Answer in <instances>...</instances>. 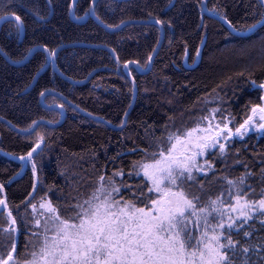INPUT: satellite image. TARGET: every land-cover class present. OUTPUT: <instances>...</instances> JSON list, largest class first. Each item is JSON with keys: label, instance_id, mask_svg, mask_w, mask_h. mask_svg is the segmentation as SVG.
I'll return each mask as SVG.
<instances>
[{"label": "trees", "instance_id": "obj_1", "mask_svg": "<svg viewBox=\"0 0 264 264\" xmlns=\"http://www.w3.org/2000/svg\"><path fill=\"white\" fill-rule=\"evenodd\" d=\"M72 1L0 0V18L19 16L23 24L21 31L9 19L0 28V200L15 221L0 212V264L32 260L44 218L31 212V204L40 198L72 223L78 221L69 219L79 211L74 205L87 200L95 186L118 188L116 199L147 206L155 197L146 179L133 172L136 163L169 152L170 135L181 137L211 118L218 124L228 119L231 139L223 151L202 147L186 156L192 179L183 172L176 188L193 201L187 212L192 243L202 239L207 258L204 245L214 246L211 237L230 233L239 242L236 254L229 253L233 264H264V214L256 206L264 200V129L242 138L234 134L249 118L264 116L259 111L264 107V24L239 37L203 15L202 0H96L92 10L104 28L90 16L94 0H78L74 18ZM205 5L240 32L264 18V0H207ZM127 22L132 23L112 31ZM160 27L162 43L148 69ZM77 42L107 49L59 52L55 67L70 82L55 72L44 49ZM133 62L142 71L135 64L127 71ZM37 121L45 123L25 133ZM241 213L253 219L244 224ZM229 224L234 227L228 229ZM245 231L251 235L245 237ZM181 259L202 264L199 251L195 258Z\"/></svg>", "mask_w": 264, "mask_h": 264}, {"label": "snow or ice", "instance_id": "obj_2", "mask_svg": "<svg viewBox=\"0 0 264 264\" xmlns=\"http://www.w3.org/2000/svg\"><path fill=\"white\" fill-rule=\"evenodd\" d=\"M15 19L19 25L21 18L16 16ZM156 23H161V21L157 20ZM250 27L254 28L255 25ZM44 51L48 52L49 57L55 56V50L49 51L45 48ZM260 87L264 88V84L260 85ZM41 95L43 96L44 93H41ZM252 111L255 113L257 109L253 108ZM259 111L264 113V107L260 108ZM261 119H264V116ZM250 121L251 118L246 120L240 128L236 129V135L242 138L243 132H241V129L247 131V125ZM259 127L264 129V124ZM188 135L190 136L191 132ZM168 139L169 141L173 139L179 140L180 136L172 134ZM208 146L205 144L202 147ZM37 147H39V144ZM224 147L223 144L220 145L221 151L224 150ZM35 150L33 149V152ZM201 154L203 153L201 152ZM168 155L171 156V150H169ZM31 156L32 152H29L28 157L31 158ZM153 156H155V153H153ZM160 156L167 159L163 151L160 152ZM21 159H24V157H21ZM160 163L161 160L156 161V165ZM140 167L144 169V175L153 182L154 187L150 188L149 192H163L164 196H168L169 193L165 189L160 188L159 185L162 179L166 178L169 181V185H176L177 181L183 177V172H188L187 179H192L191 169L175 159L168 164L166 169L167 177L157 178L155 174L149 175L147 170L150 167H155L154 165L143 164ZM173 167L183 171L174 173ZM160 171L164 170L161 169ZM136 175H139V172H136ZM103 179L101 177V180ZM229 183L231 184L232 181H229ZM241 183H243V179H241ZM103 190L98 189V191ZM111 191L119 192V189L114 187ZM171 196L179 197V199L165 200L161 198L152 201L153 205L156 206L154 208V213L156 214L146 212L143 208H134L132 203L126 202L124 208L134 209V212L143 213V218L134 217L132 214L124 213L123 209H120L121 213L129 216L128 220H124L115 211H106L101 215L99 206L93 205V200L98 199L94 194L92 198L84 202V204L89 206L88 208H84L82 204L74 205L79 211L69 219L79 220L80 223L78 225L69 224L67 220H61L59 216L55 217V220L60 222L59 225H56L59 240L54 245H50L47 237H45L44 245L39 252L34 251L31 253L32 260L28 261L27 264H38V258L44 260L45 264H192L191 259L185 260L181 259V257L195 258L197 251H199L202 264H233L232 256L229 253L231 252L232 255L236 254L235 250L239 242L234 241L230 233L227 236H224L223 233L214 234L211 237V240L215 242L214 246L204 245V248L207 249V258H205L204 250L200 249V245L204 243L203 240H197L193 244L192 241L195 237L188 228L187 209L193 208V201L186 199L183 191L179 193L173 192ZM110 201L111 192L108 193L103 204L108 209L113 206L119 208V202L111 201L110 203ZM211 203L215 205L217 201L214 200ZM0 204H4V201L0 200ZM44 206V204H41V207ZM256 206L261 214H264V200H260ZM49 210L54 211L50 205ZM201 211L203 212L204 209H201ZM241 215L244 216V224L248 220L253 219V217L245 213H241ZM12 223L14 224L15 221ZM261 224H264V220H261ZM37 225H39V221H37ZM130 227L132 229L131 232L129 231ZM219 227L223 228L224 225L221 224ZM227 227L232 229L234 225L229 224ZM242 227L243 224L239 225L238 230ZM45 231H48V229L46 228ZM204 235L206 236L207 233H204ZM243 235L247 237L251 233L245 231ZM60 241H63V243ZM241 247L244 253H248L250 250L248 247ZM188 249L194 250L189 252ZM13 251H15V245H13ZM9 259H12L11 255H9ZM244 264H247V261Z\"/></svg>", "mask_w": 264, "mask_h": 264}, {"label": "rangeland", "instance_id": "obj_3", "mask_svg": "<svg viewBox=\"0 0 264 264\" xmlns=\"http://www.w3.org/2000/svg\"><path fill=\"white\" fill-rule=\"evenodd\" d=\"M212 115V114H211ZM212 117V116H211ZM228 119L225 120V123H220L218 124L214 118H211L208 123H206L203 126H199L196 127V129H192L191 131L186 132L185 134H183L179 140L173 139V144L171 146V156L168 155L169 152L165 153V157H167V159H164L163 157L160 156V154L158 156H151L149 158V160L147 161H138V163H136L135 168H134V173L136 174V172H139V175L143 176L147 183L148 186L150 188H153V182L151 180H149L145 175H144V169L142 167H140V165L143 164H148V165H154L155 167H150L147 171L149 173V175L155 174V176L157 178L159 177H167V167L168 164L172 162L173 159L181 162L182 164H186V156L188 155H197L198 151L200 148H202L203 145L207 144L209 145L208 147L211 149H215V148H220V145L223 144L225 145L230 139H231V132L229 131L230 126L229 125V121H227ZM262 124V120L260 115L253 118V120L250 121V123L247 125V131H244V129H241V131L243 132V136L247 135L250 132H255V133H259L261 132L263 129L260 128L259 126ZM221 129V131H219ZM191 132V135L189 136L188 133ZM222 132V133H221ZM234 134H236V132L234 131ZM173 145H175V147H173ZM157 160H161V163L159 165H156V161ZM161 169H163L164 171H160ZM179 171H182V169L177 170L175 167H173V172L174 173H178ZM184 175V173H183ZM138 176V175H136ZM160 188L165 189L166 191H168V196H164L163 192H157V191H152L153 196L155 197L154 199H152L147 206H142L140 208L145 209L146 212H153L154 213V208L156 206L153 205L152 201L153 200H159L161 198L167 200V199H179V197H172L171 193L175 192V193H179L180 191H178L176 188L179 187V181H177L176 185H169V181L165 178L161 180L160 183ZM98 189H104L103 191H98ZM112 188H109L108 186H95L94 188V194L98 197V199L93 200V205H98L99 206V212L101 215H103L106 211H115L117 212V214L120 216L121 219L124 220H128L129 216L128 215H124L123 213L120 212V209H123L124 213H129L132 214L134 217L135 216H139L141 218H143V213H139V212H134V209H128V208H124V204L123 201L116 199L114 196L117 194V192H112L111 191ZM92 192V193H93ZM111 192V201H117L119 202V208L113 206L111 209H108L104 204L103 201L106 198V196L108 195V193ZM90 193V196L87 198V200H89L90 198L93 197L94 194ZM85 199H83L82 205H84V208H88L89 206L87 204H84L85 201H87ZM110 201V203H111ZM37 204H31V212L34 213L35 216L39 217L41 215V217L44 218L43 221V226H42V230H41V238L42 239H38L37 242H34V251L35 252H39L40 248L44 245L45 242V237H47V240L49 241L50 245H54L58 240L59 237L57 236V231H56V225H59V221L55 220L56 216H59L58 212H56L53 204L47 199V198H40ZM182 203V202H181ZM41 204H44V207H41ZM49 205L51 206V209H54V211H50L49 210ZM35 206V207H34ZM134 208H138L135 207ZM190 210L187 209V212ZM60 217V216H59ZM61 220H65L63 218L60 217ZM40 221V220H38ZM69 224H79L80 221H76V222H70L68 221ZM48 229V231H45V229ZM71 230V229H70ZM131 227L129 228V231L131 232ZM61 243H63V241H60ZM70 243V242H69ZM59 254V253H57ZM49 259H51V257H49ZM38 264H45V261L42 259L38 258Z\"/></svg>", "mask_w": 264, "mask_h": 264}, {"label": "water", "instance_id": "obj_4", "mask_svg": "<svg viewBox=\"0 0 264 264\" xmlns=\"http://www.w3.org/2000/svg\"><path fill=\"white\" fill-rule=\"evenodd\" d=\"M77 1L78 0H73L72 1V5H71V8H70V10H71V18H74V7H75V4L77 3ZM95 1L96 0H94L93 2H92V4H91V7H90V16L92 17V19L94 20V21H96L97 23H99L102 27H104L105 28V26H104V24L100 21V20H97L96 19V17H95V15H94V13H93V6H94V3H95ZM206 1L207 0H202V2H201V5H202V13H203V15H205V16H208V17H213V18H215L217 21H219L220 23L222 22L225 26H227L228 27V29L230 30V32H231V34L233 35H237V36H239V37H244V36H247V35H250V34H252V33H254L255 32V30L256 29H258L259 27H261V26H263V24H264V18L261 20V21H259V23H256L255 24V27L254 28H250L249 30H245L244 32H240V31H236L234 28H232L230 25H229V23L226 21V19H224L223 17H219L218 15H214V14H212V13H209L208 12V10L206 9V5H205V3H206ZM9 19H11V20H14L16 23H17V21H16V19H15V16L14 15H8V16H3V17H1L0 18V28L2 27V24L4 23V22H6V21H8ZM132 22H127V23H122L119 27H117V28H115L114 30H112V31H115V30H117L118 28H120L123 24H131ZM19 28H20V30L22 31L23 30V24L20 22V24H19ZM160 29H161V38H160V43L158 44V46L155 48V50H154V53L151 55V59L149 60V67H148V69L151 67V65H152V61H153V59L155 58V55H156V53H157V50L159 49V47H160V45H161V43H162V36H163V33H164V30L160 27ZM77 47H85V48H88V47H91V48H102V49H107L105 46H102V45H94V44H84V43H79V42H77V43H69V44H65V45H60V46H58V47H56L54 50H55V56H53V57H51V60H50V63H51V66L52 67H54V70H55V72L61 77V78H63V79H65V80H69L68 78H65L59 71H58V69H57V67H55V59H56V55L59 53V52H61L62 50H65L66 48H77ZM33 51V50H32ZM133 64H135L136 66H137V68H138V70L139 71H142V69H141V67L138 65V64H136L135 62H133V63H128V65L126 66V70L128 71V67H129V65H133ZM148 69L147 70H145L144 71V73L146 72V71H148ZM89 80V78L86 80V81H88ZM70 82H72L71 80H69ZM85 81V82H86ZM133 86H134V84H133ZM134 89H135V91H136V88H135V86H134ZM48 93H51L52 94V92H49L48 91ZM44 95H45V93H44ZM43 95V96H44ZM43 96H41L40 97V101L42 100V97ZM63 100L65 101V104H69V105H71V106H73L70 102H69V100H66L65 98H63ZM43 102V101H42ZM134 104V101L132 102V104H131V106L129 107V110L126 112V114L124 115V123L127 121L126 120V117H127V114H128V112L131 110L130 108L132 107V105ZM74 108H75V110L76 111H78V112H81L82 114H84L85 116H87V117H89V118H93L94 120H96V121H100L98 118H96V117H92V116H89L88 114H86L84 111H81L80 109H78V108H76L75 106H73ZM60 110H61V112L63 113V118L65 117V111H64V109L62 108V107H60ZM38 123H45V121H37L36 123H35V126L31 129V130H29V131H26L25 133H31L32 131H34L35 130V127L38 125ZM51 125V127H55V125H53V124H50ZM109 125V124H108ZM12 128H14L15 129V127L14 126H11ZM39 147H36L35 149L37 150ZM36 150L33 152L32 151V155L36 152ZM27 158H29L28 156H27ZM2 211H5L6 212V214L7 215H9V218H10V222H11V224H13L12 222H13V218H12V216H11V214H9V212H8V210H7V207H6V204L4 203V204H1L0 205V212H2ZM14 226V230H15V232H16V230H17V228H16V225H13ZM13 253H14V251L10 254L11 255V257L13 256ZM8 260H11V259H9V257H8ZM2 264H7V263H2Z\"/></svg>", "mask_w": 264, "mask_h": 264}, {"label": "bare ground", "instance_id": "obj_5", "mask_svg": "<svg viewBox=\"0 0 264 264\" xmlns=\"http://www.w3.org/2000/svg\"><path fill=\"white\" fill-rule=\"evenodd\" d=\"M43 98V97H42ZM42 101V100H41Z\"/></svg>", "mask_w": 264, "mask_h": 264}]
</instances>
